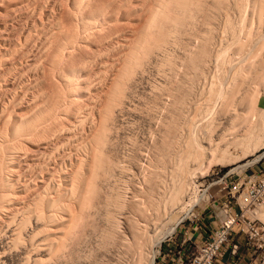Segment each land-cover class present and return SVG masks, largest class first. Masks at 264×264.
Returning <instances> with one entry per match:
<instances>
[{
	"label": "rangeland",
	"instance_id": "obj_1",
	"mask_svg": "<svg viewBox=\"0 0 264 264\" xmlns=\"http://www.w3.org/2000/svg\"><path fill=\"white\" fill-rule=\"evenodd\" d=\"M262 12L264 0H0V264H145L152 239V264H172L179 229L193 237L222 192L215 171L264 161ZM254 119L263 142L243 144ZM189 139L207 158L175 202Z\"/></svg>",
	"mask_w": 264,
	"mask_h": 264
},
{
	"label": "built area",
	"instance_id": "obj_2",
	"mask_svg": "<svg viewBox=\"0 0 264 264\" xmlns=\"http://www.w3.org/2000/svg\"><path fill=\"white\" fill-rule=\"evenodd\" d=\"M218 171L207 185L221 184L216 192H222L211 200L219 205L223 217L197 241L185 235L186 228L182 226L180 248L171 258L172 264H264V221L254 216V209L264 204V161L243 174L230 169ZM210 205L205 204L202 209ZM193 226H201L199 217Z\"/></svg>",
	"mask_w": 264,
	"mask_h": 264
},
{
	"label": "bare ground",
	"instance_id": "obj_3",
	"mask_svg": "<svg viewBox=\"0 0 264 264\" xmlns=\"http://www.w3.org/2000/svg\"><path fill=\"white\" fill-rule=\"evenodd\" d=\"M180 1V0H179ZM183 1V0H182ZM242 1V0H241ZM185 2V1H184ZM184 2H182V3H184ZM239 2H240V0H239ZM185 4V3H184ZM243 3H241V5H242ZM237 5V4H236ZM243 6H244V4H243ZM260 7H262L263 8V6H260ZM182 8V7H181ZM262 8H261V11H262ZM169 9V8H168ZM170 11V10H169ZM256 11V10H255ZM262 13H264V12H262ZM262 13H261V15H262ZM259 14H260V12H259ZM258 14V15H259ZM185 15V14H184ZM187 15V14H186ZM170 16V15H169ZM183 17V16H182ZM260 17V16H259ZM258 17V18H259ZM263 17V16H262ZM169 18V17H168ZM168 18H166V19H168ZM174 18V17H173ZM172 18V19H173ZM176 20V19H175ZM166 21V20H165ZM174 21V20H173ZM260 21H262V20H260ZM159 22V21H158ZM161 22V21H160ZM264 22V21H263ZM167 23V22H166ZM160 24V23H159ZM171 25V24H170ZM178 25V24H177ZM157 26H158V24H157ZM160 26V25H159ZM238 26V25H237ZM167 27V26H166ZM167 30V29H166ZM258 33V32H257ZM221 41V40H220ZM264 42V41H263ZM259 43V42H258ZM259 46V45H258ZM257 46V47H258ZM261 48V47H260ZM263 49V48H262ZM221 58V57H220ZM248 60V59H247ZM264 60V59H263ZM230 63V62H229ZM243 63V62H242ZM253 64V63H252ZM263 66V65H262ZM183 68V67H182ZM222 70V69H221ZM255 77V76H254ZM248 78V77H247ZM254 80V79H253ZM236 86V85H235ZM240 87V86H239ZM221 89V88H220ZM222 91V90H221ZM210 92V91H209ZM216 93H218V92H216ZM180 94V93H179ZM229 94V93H228ZM213 95V94H212ZM223 100V99H222ZM211 101V100H210ZM256 102V101H255ZM210 106V105H209ZM206 107H208V106H206ZM202 108V107H201ZM223 108V107H222ZM203 109V108H202ZM219 109V108H218ZM249 110H250V108H249ZM256 110V109H255ZM259 113V114H258ZM258 115H260V117L262 118V114H263V117H264V110H259L258 111ZM254 114V113H253ZM257 115V117L258 118H260L259 116ZM248 117H250V116H248ZM211 118V117H210ZM264 119V118H263ZM256 120H257V118H256ZM256 120L254 119V123H256L257 124V122H256ZM260 121V120H259ZM258 121V122H259ZM264 122V121H263ZM261 123V122H260ZM255 124V126H253L254 128H252V125H251V131H250V129H249V131H248V133H246V134H249L248 136L249 137H243V138H245V140L243 139V144L245 143V141H247V142H250V141H252L253 143H257V142H260V145H261V142H263V141H261V140H263V136H262V132L260 131V129H262L261 128V126L263 125V123H262V125L260 126L259 124H257L256 125ZM263 127H264V125H263ZM217 128V127H216ZM21 129V128H20ZM237 133V132H236ZM191 134V133H190ZM245 134V135H246ZM191 138V137H190ZM246 138H249V140L250 141H248V139L246 140ZM238 139H239V137H238ZM189 140H191V139H189ZM222 140V139H221ZM242 140V139H241ZM239 141V140H238ZM187 142H188V140H187ZM218 142V141H217ZM219 142H222V141H220L219 140ZM198 143V142H197ZM240 143H241V141H240ZM252 143V144H253ZM264 143V142H263ZM188 144H189V152L190 153H188V151H187V156L185 157V160L183 159V160H181V162L179 161V163H177L176 165H178L177 167H178V169H177V167H176V169H177V171L175 170V172H176V177H178V178H180L179 179V181L178 180H176V181H178L177 182V185L175 186L176 188L174 189V191H172L173 192V197H174V199H173V201H177L179 198H181L180 196H181V193L183 192V190H184V188L186 187V184H187V182H188V179H189V174H190V164L192 163H195V161L196 162H198L197 160L199 159V158H202V159H204L205 160V157L207 158V156L205 155V153L207 152L205 149L206 148H204V149H201L197 144H195V142L193 141V140H191V142L189 141L188 142ZM219 144V143H218ZM238 144V143H237ZM242 144V143H241ZM246 144H248V143H246ZM258 144V143H257ZM211 145V144H210ZM240 145V144H239ZM250 145V144H249ZM260 145H258V146H260ZM217 146V145H216ZM221 146V145H220ZM238 146V145H237ZM241 146H243V145H241ZM255 146V145H254ZM253 146V147H254ZM262 146H264V145H262ZM186 147V149H188ZM227 147V146H226ZM236 147V146H235ZM249 147V146H248ZM248 147H246V145L244 146V148H248ZM250 147H252V145L250 146ZM256 147H257V145H256ZM220 148V147H219ZM240 148V147H239ZM243 148V149H244ZM255 148V147H254ZM259 148V147H258ZM216 149V148H215ZM193 150V151H192ZM206 151V152H204V151ZM210 150H212V149H210ZM219 150H221V149H219ZM225 150H228V148H225ZM250 150V149H249ZM213 151H214V149H213ZM216 151V150H215ZM208 152H210V151H208ZM220 152V151H219ZM248 152V151H247ZM213 153V152H212ZM211 153V155H212V157H213V154ZM225 153H227V151H225ZM224 153V154H225ZM219 154V153H218ZM221 154H222V152H221ZM224 154H222V156H224V158H226V156L224 155ZM229 154V151H228V153H227V155ZM244 154V153H243ZM245 155V154H244ZM217 156V155H216ZM221 156V155H220ZM221 156V157H222ZM211 157V159H214L215 160V156L212 158ZM221 157H218V159H220ZM223 158V157H222ZM238 158V157H237ZM159 159V158H158ZM217 159V157H216V160H218ZM107 160V159H106ZM180 160V159H179ZM200 160V159H199ZM210 160V159H209ZM221 160V159H220ZM100 161V160H99ZM226 161V160H225ZM107 162V161H106ZM251 162V161H250ZM111 163V162H110ZM199 163V162H198ZM102 164V163H101ZM112 164V163H111ZM107 165V164H106ZM101 167V166H100ZM109 167V166H108ZM190 169V170H189ZM196 171V170H195ZM177 173H179L178 175H177ZM201 173V172H200ZM191 175V174H190ZM202 175V174H201ZM142 176V175H141ZM195 176V175H194ZM106 177V176H105ZM178 178H176V179H178ZM191 178V177H190ZM173 179V178H172ZM164 180V179H163ZM190 180V179H189ZM175 181V182H176ZM172 182V181H171ZM153 190V189H152ZM174 192H175V194H174ZM153 193H155V192H153ZM158 194H159V192H158ZM157 194V195H158ZM171 197H172V195H171ZM170 197V198H171ZM172 199V198H171ZM156 202V201H155ZM110 203V202H109ZM111 204V203H110ZM154 204V203H153ZM164 204V203H163ZM162 205V204H161ZM151 208V207H150ZM176 208V207H175ZM260 208V207H259ZM149 209V208H148ZM147 209V210H148ZM160 209V208H159ZM164 210H166L167 211V209H164ZM259 211V210H258ZM257 212V211H256ZM160 213V212H159ZM158 213V214H159ZM167 213V212H166ZM170 213V212H169ZM256 214V213H255ZM156 216V215H155ZM159 216H161L160 214H159ZM156 219V218H155ZM158 219V218H157ZM156 219V220H157ZM159 220V219H158ZM147 222V221H146ZM153 223H154V221H153ZM144 227V226H143ZM154 229V228H153ZM174 229V226H172V228H170L169 230L170 231H172ZM111 230V229H110ZM147 230V229H146ZM122 231V230H121ZM143 232V231H142ZM169 233V232H168ZM124 235V234H123ZM136 235V234H135ZM134 235V236H135ZM141 236V235H140ZM163 237V236H162ZM143 238H145V237H143ZM149 238V237H148ZM147 238V239H148ZM139 239V238H138ZM138 239H137V241H138ZM141 239V238H140ZM146 239V240H147ZM151 239H152V237H151ZM144 240L145 239H143V240H141V242L143 241V243H141V245L139 246L138 245V247H139V249H140V247L144 244ZM145 240V241H146ZM156 240V239H155ZM154 239H152V241L150 240V242H151V245H149V249L147 250V247L146 246H144V247H146V251L144 250L145 248L142 246V248H144V249H141L140 251H142V250H144V251H142V253H141V257L140 258H142L143 260H145V261H142V262H144L145 264H152L153 263V260H154V257H155V254H156V252H158V250H152V248L154 247V246H157L158 244H159V242H157V241H155ZM160 240H161V238H160ZM140 242V241H139ZM146 242H148V241H146ZM149 243V242H148ZM146 244V243H145ZM148 245V244H147ZM137 246V245H136ZM153 246V247H152ZM137 249V248H136ZM137 251V250H136ZM139 252V251H138ZM139 258V257H138ZM141 259V260H142ZM140 260V259H139ZM136 261V260H135ZM139 262V261H138ZM137 262V263H138ZM139 264V263H138ZM142 264V263H141Z\"/></svg>",
	"mask_w": 264,
	"mask_h": 264
},
{
	"label": "crops",
	"instance_id": "obj_4",
	"mask_svg": "<svg viewBox=\"0 0 264 264\" xmlns=\"http://www.w3.org/2000/svg\"><path fill=\"white\" fill-rule=\"evenodd\" d=\"M198 217L201 222V226L196 229L195 233L193 234L194 239L200 240L204 233L212 227H215L219 220L223 217V213L218 204H212L209 208L205 210H200ZM180 230V229H179ZM189 229L186 228V233Z\"/></svg>",
	"mask_w": 264,
	"mask_h": 264
}]
</instances>
